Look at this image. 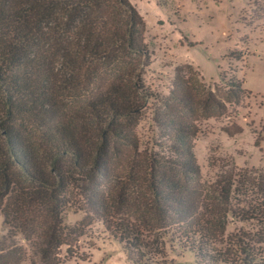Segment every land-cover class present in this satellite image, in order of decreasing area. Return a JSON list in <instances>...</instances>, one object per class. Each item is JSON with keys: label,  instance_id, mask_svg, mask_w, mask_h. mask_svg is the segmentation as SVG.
Instances as JSON below:
<instances>
[{"label": "trees", "instance_id": "1", "mask_svg": "<svg viewBox=\"0 0 264 264\" xmlns=\"http://www.w3.org/2000/svg\"><path fill=\"white\" fill-rule=\"evenodd\" d=\"M145 31L133 0H0V264L85 262L98 235L129 264H175L177 251L264 264V171L206 184L195 155L203 121L243 132L252 93L236 71L214 90L178 67L145 143L141 116L160 100ZM70 212L84 218L72 226Z\"/></svg>", "mask_w": 264, "mask_h": 264}, {"label": "rangeland", "instance_id": "2", "mask_svg": "<svg viewBox=\"0 0 264 264\" xmlns=\"http://www.w3.org/2000/svg\"><path fill=\"white\" fill-rule=\"evenodd\" d=\"M133 3L145 21L144 36L152 58L144 81L160 99L141 116L145 143L154 136L150 121L153 107L169 96L178 67L191 65L214 90L223 74L231 76L236 71L237 77L244 80V88L252 93L238 120L244 130L230 137L222 130L228 120L201 122L195 155L206 184L215 182L223 173L242 170L257 177L264 171V140L257 145L261 133L264 139V0H133ZM83 218V214L70 212L67 223L75 226ZM96 230L94 227L90 231L82 246L93 242ZM5 232L4 217L0 214V236ZM260 233H264V228ZM98 236L90 259L72 260L68 264H129L118 243L107 236ZM172 258L175 264H197L195 255L189 251L181 255L178 251L172 253Z\"/></svg>", "mask_w": 264, "mask_h": 264}]
</instances>
